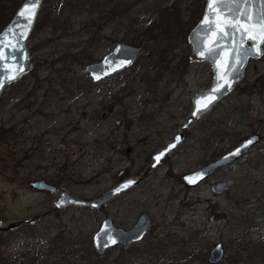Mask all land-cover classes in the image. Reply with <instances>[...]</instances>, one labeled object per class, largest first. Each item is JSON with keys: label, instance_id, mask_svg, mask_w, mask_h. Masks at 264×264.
I'll use <instances>...</instances> for the list:
<instances>
[{"label": "rangeland", "instance_id": "obj_1", "mask_svg": "<svg viewBox=\"0 0 264 264\" xmlns=\"http://www.w3.org/2000/svg\"><path fill=\"white\" fill-rule=\"evenodd\" d=\"M206 2L203 9L199 10L202 16ZM182 6L183 9L189 7L188 4ZM89 19L88 13H83V16L74 17L75 25L73 26L75 27L71 32H54L49 27L34 36L32 40L29 39V48L33 44H46V48L41 49L36 56L33 54L30 56L32 62L36 57L39 59L37 63L49 70L41 73L39 77L40 80L50 81L51 89L57 91L58 94L52 100L56 105L47 107L49 100L40 104L42 99L40 98L38 101L35 93H31L28 97L25 94L22 95L23 86L26 85L25 82L20 86L18 83L23 77L13 84L17 85L16 90L13 91L14 100L4 107L0 106V123L6 129L20 125L25 115L29 113L31 124L36 123V129H38L36 133L49 131V134L45 135L43 139L52 145L54 151L71 154L74 172H77L80 177V182H74V186H77L74 188L84 189V193L94 196L113 188L117 184L115 180L121 169L129 168L131 170L133 176L129 175V178H138L144 175L148 156L165 147L179 132L191 112L192 99L196 93L212 85L213 71L209 63L190 61L184 81L179 86L165 87L163 83L160 88H155V78L152 75L153 79L150 81L149 88L145 89L141 86L144 75V72L141 71L144 69L137 65L134 70L129 71V68L124 70L119 78L115 76V78L103 81L102 84H96L98 86L92 93H82L83 91H78L77 84L80 82L77 79H81L83 85L86 83V78L90 79L85 73L86 65H73L70 58L73 54L80 53L87 45V36L81 37L79 33L83 29L80 24ZM114 46L97 54L98 61ZM189 47H185L184 50L190 60L192 48ZM61 52H63V60L75 71L70 73L69 77L66 76L69 80L72 77L69 83H73V87L67 93L62 87V77L56 70L63 65ZM142 56L144 57L141 62L145 61V67H149L153 62L149 58V53L145 52ZM167 59L172 60V57ZM156 60L155 65L158 68L166 65L163 63V58ZM175 62L181 63L180 69L185 68L182 57L176 59ZM65 65L67 66L64 63ZM263 72L264 57L260 60H252L238 84L253 83ZM27 83H30V80ZM11 86L7 87L4 92L10 90ZM176 88L178 91L175 90ZM61 92L62 94H59ZM168 93H170L169 96ZM232 94L236 95L237 92L233 91ZM24 98L27 100H23ZM247 98H249L254 112L250 118L242 121L243 125H237L235 128L236 131L240 130L243 133L242 139L236 143H216L215 146L210 144V151L201 149L199 144L194 141L197 140L196 125L200 121L206 122L209 119L208 113L193 124L188 131V133L195 132L194 140V136L189 133L190 138L187 143L175 151L169 163L148 173L143 185L132 190L129 194L123 193L117 197L116 201L109 203L103 212L89 208L79 210L68 208L51 213L36 223L23 224L13 233H0L3 235L0 236V264H187L189 262L191 264H207V253L198 252L195 257L186 254L192 250V247H188L192 245V238H194L197 247H200V243L196 242L198 238V241L203 242L202 247H206L204 243L207 242L210 249L217 243H222L225 246L226 258L221 264H264V256L262 257L256 248H252L253 244L264 241L262 231L249 234L250 238L245 239V244L239 245L242 238L239 235L240 232L235 229L236 226L229 222L226 223L223 217V219L219 217V214L228 215L231 213L233 215L234 212L227 211H236L240 202L250 201L251 198L248 194L251 196V193L255 197L257 196L255 201L261 199L260 202L263 200L264 203V197L262 199L261 195L262 186L259 184L264 179V158H262L264 153V92L252 94ZM247 98L244 97L243 100L246 101ZM6 99L7 95L2 102ZM121 101L123 103L119 104ZM21 102V107L24 108L20 109V106L17 107V105ZM13 105L15 109L11 110ZM112 106H116L118 111L114 112L111 109ZM43 107H46V110L40 114L39 110ZM110 110L114 116L119 118L126 113L125 116L132 127L128 129L126 123L114 122L115 117H109ZM153 114L154 116L150 117ZM35 115L38 118L37 121L32 119ZM60 118H65V124H62L67 125L68 128L61 125L52 127L53 124L61 122ZM97 121L101 122L103 127H95L86 138L83 136V139L85 138L83 142L86 143L87 148L92 149L95 142L106 144L105 135H110L112 141L113 132L117 143H123V146L117 147H121L122 153L112 152L104 159L91 160L85 157L87 153L85 147L82 149L76 147L75 140L80 137V128L85 124L91 126L93 122ZM68 131L71 132L70 141L64 140V135ZM251 135H259L261 140L246 157L212 177L209 182L196 188L186 187L182 179L185 174L210 162L212 154L217 156L230 152ZM38 137L39 134L33 135L35 140ZM6 139L4 130L0 140V215L3 216L4 223L9 224L28 221L52 208V201L58 193L50 194L33 190L29 187V183L33 180H41L37 177L40 174L48 171L54 172L53 169L57 167L58 161L55 164H33L31 168L28 167L29 163H26L23 168H16L12 162ZM69 146H73L72 149ZM23 148L26 146L22 145L19 150L17 149L19 158L23 156L21 152ZM128 150L130 152L126 154ZM108 159H111L109 163ZM230 179L236 182L227 194L219 196L212 192L211 185L216 181L218 183ZM56 186L65 187L63 185ZM235 200H238V203ZM143 213H148L152 217L153 228L140 244L128 252L117 247L103 256H99L94 251L93 235L99 230L105 218L111 217L117 225L130 228ZM253 213L255 212L251 214ZM185 233L188 235L183 236ZM29 234H31V241H29ZM163 235L180 238H171V244H167L171 247L164 249L166 245L160 244L162 241L160 236ZM35 241L36 243H34ZM244 246L245 249H243ZM246 247L249 248L246 249ZM76 254L77 256H75ZM185 255L188 257L182 258ZM141 257L142 260H140ZM182 259H187L188 262H182Z\"/></svg>", "mask_w": 264, "mask_h": 264}, {"label": "trees", "instance_id": "obj_2", "mask_svg": "<svg viewBox=\"0 0 264 264\" xmlns=\"http://www.w3.org/2000/svg\"><path fill=\"white\" fill-rule=\"evenodd\" d=\"M24 1L25 0H0V33L11 22L15 13ZM205 2L206 0H186V2H184V0H45L44 7L40 13L38 22L36 23L35 31L30 39L32 40L34 36L49 27H51L54 32H71V30H74L75 27L73 26L75 25L73 23L74 17H80L83 16V13H88L90 19L80 24L83 26V29H81L82 31L79 33L81 37L87 36V45L80 53H75L76 55L73 54L71 56L70 61L73 65L87 66V64L97 62L99 60V56L97 54H100L102 50H107L121 41L129 43L133 46L143 47V53H149V58L153 61L149 65L150 68H146L144 64L145 61L141 62L144 57L142 56V53L134 65L128 69L129 71L134 70L137 65H140L141 68L144 69V71H141L144 72V75L142 76V88H149L150 81L153 79L151 77L152 75L155 78V88H160L163 86V83L165 84V87H173L174 85V87H177L184 81V77L187 74L186 71L188 70V65L190 63L187 52L185 53L184 48H190L188 36L195 25H197V23L201 20L202 14H200L201 12L199 13V10L203 9ZM183 4H188V9L187 7L183 9ZM48 43H50L49 40ZM90 45L93 47H90ZM44 48H46V44H33L29 48L30 54L36 56V54ZM60 54L63 65L56 70L62 77V87L67 93V91L73 87V83H69L71 82L70 80L72 77L70 80L68 77L70 73L75 71L73 67L69 66L68 63L63 60V52ZM170 57H172V60L167 59ZM180 57H182V60L184 61V69L179 68L181 63L175 62V60ZM161 58H163V63H166V65L158 68V66L155 65V61H157L156 59ZM38 61L39 59L35 57V61L32 62L33 70L28 76L24 77L21 80L23 82L20 81L21 83L19 82L20 84L18 83V85L20 86L25 82L26 86H23L22 95L25 94L28 97L31 93H35L38 101H40V98L42 99L40 104H42L45 100H49V103L47 102V107H52L53 105H56L52 100L58 93L57 91L51 89L52 85H50V81L47 79L40 80V74L49 70L41 67L42 65L38 64ZM64 63L67 64V66H64ZM49 69L51 70L52 68ZM179 70H181L180 72L182 73H180ZM121 75L122 73L116 75V77L119 78ZM86 79L87 80L84 85L81 79H77L80 82L77 84L79 86L78 91H83L82 93L89 94L92 93L94 88L98 85L94 84L90 79ZM29 80L30 83H27ZM46 86H48V88H45ZM16 87L17 85H12L10 87L11 93H9L10 90H8L0 97L1 107L6 106L9 102L14 100L13 91L16 90ZM175 90L178 91L177 88ZM233 91H236L237 94L233 95ZM233 91L230 95L217 103V105L208 114L209 119H206V122L200 121L198 122L199 124L197 123V140H194L195 132H189L194 136L193 140L199 144L201 149L210 151V144L211 146H215L216 143H236L242 139L243 133L240 130L236 131L235 128L237 125H243L242 121L247 120L251 117V114H253L254 111L251 107V102L247 97H250L252 94L258 92H264V72L261 73L260 77L253 81V83H247V85L237 84ZM59 94H62V92ZM5 95H7V99L2 102ZM169 95L170 93H168V96ZM244 97L247 98L246 101L243 100ZM23 100L27 99L24 98ZM22 102L17 105V107L20 106V109L24 108L21 107ZM122 103V101L119 102V104ZM50 108L49 110H51ZM14 109L15 106L11 110ZM111 109L114 110V112L118 111L116 106H112ZM45 110L46 107H43V109L39 110V113L43 114ZM112 110H110L108 114L109 117H115L114 122H119V124L126 123L128 129L132 127L130 121L125 116L126 113L122 114L119 118L118 116L116 117L112 114ZM27 114L23 118L20 125H14L6 129L3 124L0 123V140L3 137V131L5 130L7 138L6 143L9 147V152H11V159L15 164L14 166L16 168H23L24 164L29 163L28 167L31 168L33 164H55V162L58 161V165H56L57 167L53 169L54 172L50 173L48 171L38 175L37 177L41 180L53 183L54 185H63L74 195L92 196L84 193V189L79 190L78 188H74L77 187L74 186V182H80V177L77 172H74V168L71 163V154L63 151H54L52 149V145L43 139L45 135L49 134V131H46L45 133L44 131L36 133L38 130L36 129V123L31 124V116H29V113ZM84 116L86 117V113ZM152 116H154V114L150 117ZM150 117L147 116V118ZM32 119H36L35 121L38 120L36 115ZM60 119L61 122L59 121V124H53L52 127L61 125L68 128L67 125H64L65 118ZM132 124L134 126V122ZM95 127L102 128L103 125L98 121L93 122L91 126L89 124L83 125V127L79 130L80 137L75 140L76 147H80L81 149L82 147H85L87 150L85 157H88L91 160H95L97 158L104 159L112 152H116V154L123 152L121 147L117 148L119 145L123 146V143H117L118 141L115 139V134L113 132L112 141L110 139V135H105L106 144L101 143V145L95 142L92 149L87 148V145L83 142V140ZM189 133H187L188 139L190 138ZM35 134H39L37 140L33 138V135ZM83 136H85L84 139ZM70 137L71 132L68 131L64 135V140L70 141ZM22 145H25L26 148L22 149L21 152L23 153V156L19 158V152L17 149L19 150ZM73 146L69 147L72 149ZM129 152L130 150H128L126 154ZM217 156L212 154L210 157H212L211 159H214ZM262 158H264V153L262 154ZM110 161L111 159H108V163ZM148 162H150L149 158L147 160V163ZM262 181L259 184L262 186L261 195L263 199L264 179ZM248 195L251 198L250 201L241 200L242 202L239 203V208L237 207L238 210L236 208V211H227L229 213L234 212L233 215H231V213L228 215L219 214L220 218L223 217L226 220V223H232L233 226H236L235 229L240 232L239 235L242 238V242L239 245L245 244V239L249 237V234L258 231H262L261 233L264 234L263 200L261 202V199H257L255 201L257 196L255 197L253 193H251V196L250 194ZM235 202L238 203V200H235ZM235 206L237 205L235 204ZM252 212L255 213L251 214ZM0 218L4 221L2 215H0ZM8 233H13V231ZM31 234H29V241H31ZM0 236L3 235L0 234ZM34 243H36V241ZM167 244H171V241H168ZM170 247V245H166L164 249ZM188 247H194V245H189ZM247 248L249 247H246V249ZM252 248H256L262 257L264 256V241L253 244ZM243 249H245V246ZM75 256H77V254Z\"/></svg>", "mask_w": 264, "mask_h": 264}, {"label": "water", "instance_id": "obj_3", "mask_svg": "<svg viewBox=\"0 0 264 264\" xmlns=\"http://www.w3.org/2000/svg\"><path fill=\"white\" fill-rule=\"evenodd\" d=\"M45 0H25L15 13L11 22L0 33V97L5 89L28 75L33 69L28 41L36 27L37 19ZM252 19L249 20L248 17ZM264 17V0H207L204 14L188 36L192 48L190 61L209 63L213 71V82L209 88L202 89L192 99V109L173 140L153 155L151 164L143 176L123 179L113 188L94 196H78L67 187H58L45 180H33L29 187L39 192L59 193L52 201V211L67 208L97 209L105 206L138 185L145 176L159 168L163 162L182 146L191 126L207 115L214 106L227 97L244 77L249 63L264 57V26L258 21ZM229 24L235 27H228ZM223 29V31H221ZM247 29V32H245ZM255 38V39H253ZM143 53V47L119 42L100 61L85 67V73L94 84L102 83L130 68ZM214 96V99H209ZM207 104V107L204 105ZM261 137L251 135L230 152L185 174L183 182L187 187H196L218 170L227 168L246 157ZM159 157V159H157ZM126 169H121L122 176ZM235 185L230 179L213 185L215 194H224ZM45 217V214L25 222L6 224L0 218V233H7L31 224ZM152 230V219L143 214L130 229L114 225L111 218L103 220L99 230L93 235V249L103 256L117 245L123 244L127 250L142 241ZM225 249L222 243L213 247L211 264L223 261Z\"/></svg>", "mask_w": 264, "mask_h": 264}, {"label": "flooded vegetation", "instance_id": "obj_4", "mask_svg": "<svg viewBox=\"0 0 264 264\" xmlns=\"http://www.w3.org/2000/svg\"><path fill=\"white\" fill-rule=\"evenodd\" d=\"M177 134V133H176ZM175 134V135H176ZM175 135H174V137H175ZM186 136H187V139H186V141H185V143L182 145V146H184L186 143H187V141H188V135H187V133H186ZM173 140V139H172ZM182 146H180V148L182 147ZM162 149V148H161ZM156 153V152H155ZM155 153H152V154H150L149 156H148V158L150 159V162H148L146 165V168H145V170L147 169V167L151 164V162H152V159H153V155L155 154ZM175 153V152H174ZM174 153H172L166 160H165V162H163V164L160 166V167H162L163 165H165V164H167V163H169L170 162V160H171V157L173 156V154ZM222 155H224V154H221V155H219V156H217V157H215L214 159H216V158H218V157H220V156H222ZM214 159H212V160H214ZM211 160V161H212ZM205 165V164H204ZM203 166V165H202ZM159 167V168H160ZM200 167V166H199ZM228 168V167H227ZM227 168H223V169H221V170H218L215 174H213L211 177H209L207 180H205V181H203L202 183H200L199 185H197L196 187H198V186H200V185H202V184H204V183H206V182H209V180L212 178V177H214V176H216V175H218V174H220V173H222L225 169H227ZM158 169V168H157ZM156 169V170H157ZM133 173L131 172V170L129 169V168H127L126 169V171H125V173L122 175V176H118L117 175V177H116V185H118L123 179H126V178H129V175L130 176H133L132 175ZM127 176V177H126ZM219 182H225V180H222V181H219ZM218 182V183H219ZM236 182V181H235ZM145 183V180L140 184V185H138L137 187H135L134 189H137L138 187H140L141 185H143ZM216 183H217V181H216ZM216 183H214V184H216ZM214 184H212L211 185V189H212V187H213V185ZM115 185V186H116ZM187 187V186H186ZM196 187H188V188H196ZM134 189H132L133 191H134ZM132 190H130V191H128V192H126V193H124V194H129L130 192H132ZM212 192H213V190H212ZM228 192V191H227ZM227 192H225L224 194H220L219 196H222V195H225V194H227ZM58 193V192H57ZM214 193V192H213ZM56 194V193H55ZM215 194V193H214ZM58 195H59V193H58ZM57 195V196H58ZM216 195H218V194H216ZM56 196V197H57ZM114 201H116V198L115 199H113L111 202H109V203H113ZM109 203H107L105 206H102V207H100V208H97V209H93V210H97V211H99V212H103L104 210H106L107 209V205L109 204ZM52 209H53V207L50 209V210H48L46 213H44L45 214V217H47V216H49V214H51V213H55V212H53L52 211ZM68 209V208H67ZM66 210V209H65ZM143 214H145V213H143ZM143 214H141V215H143ZM146 214H148V213H146ZM41 215V214H40ZM140 215V216H141ZM140 216H139V218H140ZM45 217H43V218H45ZM151 217V216H150ZM36 218V217H35ZM107 218H111V217H107ZM138 218V219H139ZM42 219V218H41ZM106 219V218H105ZM112 219V218H111ZM138 219H137V221H138ZM151 219H152V217H151ZM40 220V219H39ZM113 220V219H112ZM38 220H36L35 222H33V223H36ZM136 221V222H137ZM25 222V221H24ZM103 222V221H102ZM113 222H114V225L115 226H118V227H121V226H119V225H117L116 223H115V221L113 220ZM102 224V223H101ZM101 226V225H100ZM134 226V225H133ZM132 226V227H133ZM132 227H130V228H132ZM122 228H124V227H122ZM130 228H125V229H130ZM152 228H153V219H152ZM151 232V231H150ZM149 232V233H150ZM148 235V234H147ZM147 235L145 236V238L147 237ZM188 235V233H185L183 236H187ZM162 239H160V240H162V241H160V244H165V245H167V243H168V241H170L171 240V238H175V239H179V238H177V237H175V236H169V237H166V235H163V236H160ZM144 238V239H145ZM167 238H169V240H166ZM143 239V240H144ZM199 239V238H198ZM198 239H196V242H198V243H200V247H197L196 246V243H195V240H194V238H192V245H194V247H192V250H189V252L188 253H186L187 255H189V256H193V257H195L196 256V254L198 253V252H203V253H207L208 254V259H207V264H211L210 263V261H209V259H210V255H211V252H212V250H213V247L215 246H213L211 249H210V247H208V243L207 242H205L204 243V245L206 246V247H202V243L203 242H200V241H198ZM142 240V241H143ZM142 241H140V242H137V243H135V244H133L129 249H125L124 248V245L123 244H120V245H117V246H115V247H113V248H111V249H109L108 251H107V253L108 252H110V251H112V250H114L115 248H117V247H121L122 248V250L123 251H125V252H128L129 250H131V249H133L136 245H138V244H140ZM218 244V243H217ZM224 246V245H223ZM224 249H225V246H224ZM95 251V250H94ZM106 253V254H107ZM187 255H185V256H181L182 258H187L188 256ZM100 256V255H99ZM226 256V250H225V255H224V258H223V261L225 260V257ZM140 260H142V257L140 258ZM182 262H184V261H187L188 262V260L187 259H182L181 260ZM222 261V262H223ZM141 262V261H140ZM143 262V261H142ZM221 262V263H222ZM221 263H219V264H221ZM187 264H191V262H189V263H187Z\"/></svg>", "mask_w": 264, "mask_h": 264}, {"label": "snow or ice", "instance_id": "obj_5", "mask_svg": "<svg viewBox=\"0 0 264 264\" xmlns=\"http://www.w3.org/2000/svg\"><path fill=\"white\" fill-rule=\"evenodd\" d=\"M248 19L251 20L252 17L249 16ZM258 23H260L262 26H264V17H262L261 20L258 21ZM228 27H230V28H231V27H235V25L229 24ZM221 31H223V29H221ZM245 32H247V29H245ZM253 39H255V38H253ZM214 98H215V97L212 96V97H210L209 99H214ZM204 107H207V104H205ZM157 159H159V157H157Z\"/></svg>", "mask_w": 264, "mask_h": 264}, {"label": "bare ground", "instance_id": "obj_6", "mask_svg": "<svg viewBox=\"0 0 264 264\" xmlns=\"http://www.w3.org/2000/svg\"><path fill=\"white\" fill-rule=\"evenodd\" d=\"M191 57V56H190Z\"/></svg>", "mask_w": 264, "mask_h": 264}]
</instances>
